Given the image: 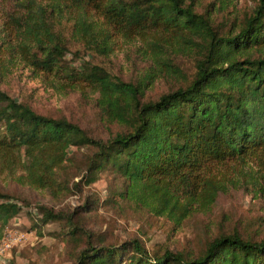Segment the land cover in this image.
<instances>
[{"label":"trees","instance_id":"obj_1","mask_svg":"<svg viewBox=\"0 0 264 264\" xmlns=\"http://www.w3.org/2000/svg\"><path fill=\"white\" fill-rule=\"evenodd\" d=\"M6 9L2 53L12 52L62 90L98 93L101 120L120 130H109L105 140L94 138L0 90V175L54 199L107 175L115 185L110 204H133L175 225L209 210L236 180H253L262 193L264 0L244 16L234 0H0V16ZM217 15L223 24H216ZM66 24L93 55L112 54L115 37L139 43L151 63L148 74L132 84L87 62L81 70L72 67L59 35ZM172 51L191 58L190 77L171 63ZM8 72L0 60V84ZM171 74L181 78L178 87L157 100H142L153 78ZM81 149L87 155L75 169L71 165ZM90 204L100 205L97 199ZM21 210L17 198L0 191V238ZM33 216L39 219L35 228L60 223L64 236L83 246L71 264H264V240L237 230L217 234L196 253L160 245L150 252L138 238L118 244L94 238L74 213L38 206Z\"/></svg>","mask_w":264,"mask_h":264},{"label":"rangeland","instance_id":"obj_2","mask_svg":"<svg viewBox=\"0 0 264 264\" xmlns=\"http://www.w3.org/2000/svg\"><path fill=\"white\" fill-rule=\"evenodd\" d=\"M257 1L234 0V4L240 16H244L256 6ZM8 12L6 9L0 16V26L7 22ZM216 18V24H223L220 15ZM4 27L8 28L9 25ZM1 30L0 27V53L5 50L8 41L6 32ZM59 35L68 48L65 61L76 69L81 70L84 62H87L91 66L104 69L112 78L132 84H138L148 74V66L151 63L144 59L139 43L115 37L113 53L104 57L85 51L81 44L74 40L67 24L59 29ZM76 52L79 55L77 61H72ZM168 57L171 63L174 62V65L181 69L185 77L192 75L193 62L188 55L172 51ZM0 60L9 70L0 84V90L16 101L29 105L36 113L51 118H64L77 124L90 136L103 140L108 139L109 130H120L117 125H107L101 120L96 104L98 93L91 89L62 90L41 75L33 74L12 52L5 51L0 55ZM180 84L181 78L174 74L153 78L144 89L142 100H157L162 94ZM86 155L87 151L84 149L77 151L71 166L74 167L75 164V169L81 167ZM75 169L72 172H75ZM78 181L80 180H73ZM236 182L235 185H227L209 210L195 212L181 224L175 225L133 204H110L109 191L115 185L114 180L107 175H101L97 182L89 186L81 183L78 190L74 189V193L54 199L46 192L19 186L11 180L10 175L2 174L0 191L17 198L22 208L19 216L11 221L8 227L31 235L29 243L13 254V264H71L83 247L70 240V237L64 236L67 229L60 223L38 225L35 228L36 220L39 219L33 215L38 206L53 212L74 213L87 232L109 244L138 238L150 252L156 245H160L172 251L196 253L205 242L217 234L233 230H237L243 237L264 240V190L258 193L253 180ZM95 199L100 205L91 207L90 202ZM104 201L108 202L101 204Z\"/></svg>","mask_w":264,"mask_h":264},{"label":"built area","instance_id":"obj_3","mask_svg":"<svg viewBox=\"0 0 264 264\" xmlns=\"http://www.w3.org/2000/svg\"><path fill=\"white\" fill-rule=\"evenodd\" d=\"M30 234L6 226L0 238V264H8L14 249H21L29 243Z\"/></svg>","mask_w":264,"mask_h":264}]
</instances>
